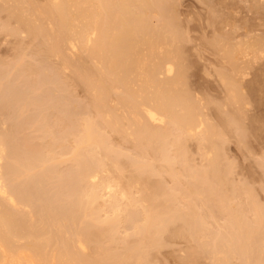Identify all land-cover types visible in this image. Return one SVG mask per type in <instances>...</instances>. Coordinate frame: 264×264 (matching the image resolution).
Returning a JSON list of instances; mask_svg holds the SVG:
<instances>
[{"label":"bare ground","instance_id":"bare-ground-1","mask_svg":"<svg viewBox=\"0 0 264 264\" xmlns=\"http://www.w3.org/2000/svg\"><path fill=\"white\" fill-rule=\"evenodd\" d=\"M250 1H252L253 4H251L254 6L252 7V12L251 8L248 12L252 13L253 19L257 15V20L260 18L264 20V7H261L264 6V0ZM2 2L4 1L1 0L0 2V12L2 13L3 10V13H7L8 21L10 19L15 21V23L11 21L13 24L10 21L7 25L4 24L5 27L9 26L6 27L7 29L5 28L7 31L11 27L12 29L15 28V30L13 29L14 31L10 29V32L4 31V33L7 35L12 33L13 36L17 35L18 37L19 33H25L26 36L30 35L29 37L37 39L39 46L37 47L38 49L34 47L36 49L35 52H38L37 54L43 57L42 61L49 59V61L51 60V65H54V67L44 65L47 68L53 67V70H51L54 74H50L53 76L52 80H54V77L55 79L56 77L62 80L67 79L65 77L62 78L64 76L63 73L67 69L70 70L71 72H67L68 75L69 72L71 73L69 75V79L71 78L70 80L72 81L70 84L72 85L73 83L75 84L74 86L81 87L87 97L84 101L88 100L86 105L81 102L82 106L86 107L81 109L80 106L79 110L77 108L74 111L76 113L67 109L70 106L63 105L64 103L66 105L67 102L63 101V103L61 101L63 103L62 106L64 108L67 107L65 109L68 110L64 114H69V116L65 120L66 116L61 114L59 116L60 111L58 112L57 110L58 113L53 111L55 117H51L56 120V114H58L57 119L60 122L58 123L64 127L58 126V128H63L64 131H60L66 132L59 136V129L55 128V126L52 127L58 130L54 129L58 137L55 134H53L54 136L52 135L54 131L51 132V130L53 129L50 124L45 123L43 120L50 117V115L47 116V114V117L42 119L44 113L43 115L41 113L44 110L41 111L40 109L43 108L36 107L39 110L35 111L34 103L38 104V101L35 102L34 98L37 95L34 96L35 94L30 90L32 86L28 88L34 97H31L34 101H30V105H32L30 107L34 110L31 108L32 115L26 114V110L30 108L28 104L27 109L25 108L26 103L29 101L26 98V92L28 90L27 86L31 82L29 76L25 77L27 69L24 70V77L30 79V82L25 87L26 91L24 87H20L22 92H18V87L15 90L17 93H13L12 98L10 95L7 98L5 97V99H8V97L12 99V106L6 103L9 99L5 101L4 97L0 95L3 100L0 99L1 117H4V112L10 111L11 107H14L15 110V112L13 111L14 113L12 112L13 114L9 113L12 116L15 115L13 117L14 122L8 125L10 134L8 133L9 131L6 132L9 128L5 129L6 131L4 130V128H7L5 124L3 125L5 126L4 128L0 126L2 128L0 133H4L0 134V264H150V262L154 264L151 261L153 259L150 258H154V254H157L156 250L161 249L167 243V241H161L165 240V236H167L166 238L176 236L173 238L185 239L189 244L188 249L184 248L186 249V255H180V260L178 257V263L181 261L180 264H193L199 259H208L210 264H232V261H238L237 263L240 264H264V208L259 207L258 204L252 201L251 198L254 196H249L250 191L248 193L246 191L247 188L245 189L246 193L244 191L242 193H248L247 197L251 199H249V203L242 202L240 204V202H237L239 203L238 206L235 203V206H232L230 197L237 189H234V185H228L231 168L225 165L226 167L222 169L220 168L222 167L219 164L220 162H218V160L222 159L220 155H223V153H220L223 145H221L223 142L221 137H224L225 132H229L228 130L235 125L236 116L234 117V114L228 113L229 109H226L227 114L225 112L226 115H223L222 111H225V106H220L222 107L221 109L225 107L222 111L217 110V112L215 110L216 112L214 113H218V115L220 112L222 113L219 121H221L223 127H221L222 130H219V127L217 129L219 130L218 132L215 131V127L218 128V125L205 124L200 113H197L200 112L197 109L202 105L199 104L200 106H198L196 104L198 106L196 107L193 104L196 99L192 100V97L190 98L189 96V87L187 89V86L184 87L186 71L183 72L184 69L182 71V65L185 61L183 62L180 58L182 55H179L182 51L179 52L177 50L181 46L177 39H182L184 36L183 32H181L183 37H179L180 31H178L179 36L176 34L177 37L174 33L177 31L175 27L178 26L175 25L177 24L176 21L174 22L177 18L175 17L176 12L173 6L175 3L168 4V0H13V3L10 4L11 0H9L7 2H10L8 4L10 7L7 5L6 7L5 4L7 3L4 2L2 4ZM151 17L156 18V24H151ZM10 24L16 27H10ZM172 25L175 26L173 27ZM256 25L253 27H256ZM0 26L1 29L2 25ZM253 27L251 30L253 29L254 31ZM256 28L258 29L259 26ZM245 30L247 31V29ZM242 31L244 32V30ZM248 33L250 32L247 31ZM32 41L34 42V40ZM37 42L36 44H38ZM174 42L176 47L179 44V48L177 47L176 49L175 46H172ZM227 42L228 40L226 43L225 41L224 43L220 41L214 42V46L220 56L221 65L223 67H228L229 65L235 67L237 57L235 58L234 54L239 52L238 50L244 52L245 49L242 50V48L246 44H243L242 48L235 46L237 50L234 48L228 50ZM248 45L256 49L259 42L255 40L247 44L246 47L250 50ZM247 49L245 54L249 52ZM257 49H259V46ZM19 50L21 51L22 49ZM71 51L84 53L86 62L81 60V58L84 59V55L81 57L82 54H79L80 56L78 57L77 53L76 56ZM263 51L260 50L261 56L259 53L257 55L264 61ZM30 53L32 54V52ZM36 53L34 56H36ZM19 54H17V58ZM182 54L184 53L182 52ZM253 54L246 56H253ZM254 55L256 56V54ZM37 56L38 58L40 57L39 55ZM74 56L79 60L77 61L76 59L75 61ZM51 57L52 59H50ZM256 57H252L253 61L254 59H259ZM56 58L59 61L57 66L55 65L58 63L57 61L52 64V60H57ZM24 60L21 59L20 64H18L19 61L13 63L16 68L14 70L11 69L12 67L9 68L8 71L11 70L8 74L9 76H7L6 72L5 74L3 72L0 73V75H5L6 77L4 81V77L3 79L2 76L0 78L2 79L0 84L6 83L5 85L1 84L3 87L6 85L8 87L12 83L16 84V81L18 86V80H20L19 82L23 81L22 76L18 74L21 79L16 77L15 83L12 80L14 79L13 73L17 68L24 67L25 63L23 64V62H26ZM39 62L41 61L39 60ZM27 63V66L30 67L29 62ZM45 63L43 62L42 64ZM253 63L255 65V61L251 64ZM37 64L39 63H36V66ZM36 66H33V69ZM225 68L222 71L224 73H226L224 71ZM43 70L42 72L44 73L48 69L43 68ZM12 71L14 72L11 75L13 78L11 80L10 74ZM36 71H38L37 68L32 70L30 74H34V77L37 78ZM17 72H19V69ZM48 72L46 73L49 74ZM173 72L174 74L171 75ZM219 75L217 74L219 77L217 80L221 79L220 81L223 82L220 83L218 80L220 85L226 84L229 86V88L227 87L229 96L227 95L226 98L229 97L231 103L237 105L239 100L237 97L240 96L236 94L235 78H232V76L229 78L223 74L222 77L221 74ZM14 76L16 75L14 74ZM38 76V86H43L44 88L46 83L40 86V81L41 83L43 81L40 80V75ZM49 77L47 78L50 79ZM48 79L47 81L50 82ZM60 82L61 86L57 90H60V87L65 88V90L72 89V86L68 84L69 82H66L70 86L69 88L65 84L62 85L65 81L60 80ZM16 85L15 88L17 87ZM47 86L49 87V85ZM3 87L1 90L2 96H4L3 90L5 89ZM62 88L61 92L63 91ZM9 89L10 87L7 88V90ZM71 89L70 92L67 90V96H69L71 91H74ZM50 91L54 93L53 89ZM33 92L35 93V90ZM47 92L49 91L45 92L47 95L49 93L53 94L52 92ZM58 92L60 93V91ZM45 93L43 96L47 99L48 96ZM27 95H29L28 92ZM53 96L54 94L52 98L48 97L49 102L55 98ZM71 97L70 94L69 98L71 99ZM58 98L60 99V97ZM42 99L41 101L39 100V103L42 102ZM68 100L67 98L66 101ZM46 101L48 102V100ZM53 101L51 104L55 103ZM61 102L56 104L57 106L59 105V110L62 108ZM48 104H43L42 107L50 108L52 105L48 106ZM71 105L72 107L74 106L73 104ZM77 105L79 106L80 104L78 103ZM229 106L232 107V104ZM48 111L52 112L51 109ZM240 111L238 114H240ZM36 112L41 113L35 115ZM23 114L28 116L23 117ZM21 116L24 120L31 116V119L29 118L30 121L28 120L29 123L35 120L40 127L38 128L35 125L37 123L32 121V124L30 123L31 126L29 125L31 129H23L28 123L24 124ZM33 116L34 118L32 119ZM6 117L9 123L11 118L9 119L7 115ZM215 117L218 118L219 116L215 115ZM48 119L51 122L52 119ZM3 120L5 122L6 118ZM219 121H217V124ZM4 122L2 121L0 124ZM51 126L53 125L51 124ZM236 128L238 129V127ZM23 130L25 132L34 130L32 131L33 133L36 130L38 137H36V133L33 135H36L35 138H39V141H36L31 136L35 140V144H33L34 140H32V144H28V141L24 143L25 140H23L24 136L22 135L25 134H23ZM220 131H222L221 133L224 132V136H221ZM39 134L41 135L39 136ZM29 135H32V133L28 134V139L30 138ZM111 135L118 137L120 141L117 143L122 141L123 144L124 142L131 143V148L135 151V158L133 156L131 160L129 157V160H131L129 163L124 161L122 165L123 162L117 161L118 159L121 160L125 155L120 156L122 152H119L118 148L113 147L112 143L116 144V139H112L114 142H111ZM239 135L243 136L242 134ZM21 137L23 141L21 142L24 143L25 147L21 144L22 148H19L20 145H17V141H20ZM215 137L217 140H214ZM13 139L17 140H14L13 143ZM189 139L195 140L194 143L198 144L197 148L204 158L202 159V156H199L203 162L205 161V164L202 163V165L204 164L202 167L201 164L199 165L200 168L198 166L194 168L192 166L193 163L189 162L188 156L186 157L187 152H185L184 149L186 148L184 146L186 147ZM219 139H221V143L217 145L216 143H218ZM190 140L189 142H191ZM15 141L17 144H15ZM40 141L41 143H39ZM36 142L38 143L36 144ZM29 147H31V150ZM117 147L119 146L117 145ZM120 147L122 149V145ZM190 156L192 158L191 154ZM116 157L118 158L115 160ZM63 162L68 163L63 164ZM125 162L128 163L129 167L125 168ZM61 164H63V168L64 165L68 164V172L65 169L67 176L66 174H64L65 176L60 175V171L64 172V169L57 165ZM46 166L47 170H45ZM58 167L62 168L59 173L56 171ZM127 168L130 171L127 170L125 172ZM123 173L126 176L127 174L129 175L124 177ZM164 175L165 177L170 176L168 179L171 178L170 181L174 184L172 189L164 187L165 184H162L161 179ZM153 176L157 177L158 180L154 178L156 181H152L151 177L153 178ZM110 177L113 178L114 182L111 181L112 178ZM109 179L111 185L109 184ZM114 183V187L117 190L112 187ZM56 187L58 190H56ZM134 187L137 188V191L135 190L138 194L137 198H132L134 193L132 189ZM45 188L50 190L46 191ZM53 189L56 191H53ZM100 190L105 191L104 194L109 197L120 198V200L125 199L126 204H122V201L118 205L119 199L116 201L114 199L113 201L115 202L112 201L113 203L111 202L107 205L111 215L107 214L108 216L100 217L101 207L106 205L104 204L103 193ZM26 195H33V199L32 197L29 199ZM101 198H103V203L98 201V199L102 200ZM34 199L38 203L37 211L35 210L37 206L35 204L37 203L31 201H34ZM31 202L32 204H30ZM121 206L123 207L121 208ZM28 208H32V210L34 208L36 215L32 214V210L29 211ZM215 214L224 217V223L214 231L210 228V225H215L211 223ZM120 220L123 221L121 224L122 228L124 222L130 226L131 233L125 239L122 237L119 239L116 235L118 234L117 228L121 223ZM209 220H211V224H209ZM213 222L215 221L213 220ZM119 241L124 242L120 243ZM118 242L121 245L122 243L124 244V247H121V251L113 248L114 244H119ZM151 252H154L153 255Z\"/></svg>","mask_w":264,"mask_h":264},{"label":"rangeland","instance_id":"rangeland-1","mask_svg":"<svg viewBox=\"0 0 264 264\" xmlns=\"http://www.w3.org/2000/svg\"><path fill=\"white\" fill-rule=\"evenodd\" d=\"M5 3H7V4H5V6L7 5L8 7H10V5H8L9 3L7 2V1H9V0H3ZM13 0H11V3L10 4H12L13 2H12ZM0 2H1V0H0ZM4 2H2V4L4 3ZM174 4L173 6H174V11L176 12H174L175 13V17H177L175 20H174V22L176 21V23L177 24H175V25H178V26H176L175 28H176V32H174L175 33V36H176V34H177V36H179V37H185V39H184V37L181 39H177V40H179V44L181 45L180 46V48L178 47V45H177V47L180 49H177V47L175 46V42L173 43L174 45H172V46H175V48L179 51V52H183L184 54H182V52H181V54H179L181 57V59L183 60V62H184V66L182 65V71H183V69H184V71L183 72H185V75H184V78H185V81H184V83H185V85H184V87L185 86H187L186 87V89L188 88V91H186V92H188L189 93V96H190V98L192 99V100H195V103H193L194 105H196V104H198V106H200V105H202V106H200V108L199 109H197V110H199L200 112H197V113H200V115H201V117H202V120H203V122L205 123V124H207V123H209V125H218V128L217 127H215L216 129H215V131H218L219 132V130H222L221 129V127H223L222 125H221V121H219L220 120V115L222 114L221 112L219 113V115H218V113L216 114V113H214V112H216L217 110H220V111H222L225 107V111L223 110L222 112H223V115H226L227 114V112L228 113H231V114H234L233 116L235 117L236 116V123L237 122H239L238 124H236V123H234L235 125H233V127L231 128V129H229L228 131L229 132H225V136H224V132L223 133H221L222 131H220V134H221V136H224V137H221V139L223 138V142L221 143V139H219L218 140V143H216L217 145L218 144H220L221 143V145H222V148H221V146H220V148H221V154L223 153V155L221 156L220 154V157L222 158L221 160H218V162H220L219 164L222 166V167H220V168H222V169H224L226 166H230V168H231V170H230V168H228V170H230L229 171V180H230V182L228 183V185H234V189L236 188L237 189V191L236 192H234L233 193V195H232V197H230V199L232 200V201H230V203H231V205L232 206H235V204H237L236 206H238L239 205V203H237V202H240V204H242V202L243 203H249L248 201H249V199H250V197H247L248 195V191H250V194H249V196H254L253 198H254V200H253V198H251L252 199V201L254 202V203H256V204H258V206L259 207H263L264 208V165H262V164H264V61H263V59L261 60L260 59V57H258V53L260 54V56H261V52H260V50L261 51H263L264 50V42H263V39H264V20H262L261 18H260V16H259V18L261 19V21H260V19H258L257 20V18L256 17H258L257 15H256V17H254L255 19H253V17H252V10H253V6L254 5H252L253 3H252V1H250V0H208V2H207V0H170V2H169V0H168V4ZM210 3V4H209ZM243 3V4H242ZM252 3V4H251ZM0 6H1V4H0ZM6 6V7H7ZM12 6V5H11ZM238 7V8H237ZM241 7H243V8H241ZM261 7H264V6H261ZM251 8V9H250ZM251 10V12H248V11H250ZM2 10V9H1ZM237 10V11H236ZM4 11L2 10V13L0 12V25H2V28L0 29V30H3V31H1L0 33V73H2L3 72V74H5V72L7 73V76H9L8 74H9V72L11 71H8L9 70V68L10 67H12L11 69H15L16 67H14V62L15 61H19L18 62V64H20V61H21V59L22 60H26V62H23V64L25 63V65L27 66L28 65V63L27 62H29V66L31 67V69H30V67H26L25 65H24V67H22V68H17V70L14 72V71H12L11 72V74H10V79L12 78V73H13V77H14V79L12 80L14 83H15V79H17L16 77H18V75H20V76H22L21 78H22V82H19L20 80H18V86L16 85L17 84V81H16V84H13L12 83V85H9V83H8V87H6V86H4L3 87V85H5V84H3V83H1V84H3V85H1V89H0V95H1V97H4L3 99H5V97L7 98V96H9L10 95V97L12 98V94L13 93H17V92H15V90H17V88H18V92H22V88L24 87V89H25V91H26V86H27V84L30 82V79H31V82L28 84V86H27V89L29 90V88L31 87L32 89H33V91L35 90V93L32 91V89H30L31 90V92L33 93V94H35L34 96H38V99H37V96H36V98H34L33 97V95H31L32 93L30 92V90L28 91L27 90V92H28V94L29 95H27V92H26V98L27 99H29V103L27 102L26 103V109H27V106L28 107H30V106H32V105H30V101H34V100H32V98L31 97H33L36 101L35 102H37L38 101V104L37 103H34L35 104V107L34 108H38V107H41V108H43V109H40L41 111L42 110H44V111H42V113L41 112H36L35 113V115L38 113V114H40L41 113V115H43V113H44V116L42 117V119L43 118H46L47 116H49L50 115V117H48V118H50V120H51V122L49 121V119L48 118H46V119H43L44 120V122L45 123H47V124H50V127L52 128V127H54L55 126V128H57V129H59V132H60V134H59V132H58V134H59V136H61V134H64V133H66V132H63L64 131V127L63 126H61V125H59V119H57L58 118V114H56L57 116H56V120H53V118L55 117V113L53 112V111H56L57 112V110H58V112H59V116H60V114L62 115V116H66V119L65 120H67V117L69 116V114H67V115H65L64 113H66L68 110H70L71 112H74L77 108H78V110H79V108H80V106H81V109H83V107H86V106H82V104H85L86 105V101L88 100V99H86L85 101H84V99L85 98H87L86 96H85V94H84V92H83V89L81 88V87H77V85L76 86H74L75 84H73L72 83V85L70 84V82H72L70 79H69V75H71V71L70 70H66V72H65V70H64V72L66 73V75H65V73H63L64 74V76L63 75H61V76H63L62 78H67V79H64V80H62L61 78H59V79H57V77H56V79H55V77H54V80H52L53 79V76H51L52 74H54L53 72H52V68L54 67V65H51V60L49 61V59H45L46 61H42L43 60V57L42 56H40V54H37L36 52H35V48H37L38 46H39V41L37 42V39H34L33 37H29V36H26L25 35V33H16V34H18L19 35V37L17 36H13V34L12 33H8V35L6 34V33H4V31H7L6 29V27H9V26H6L5 27V25H7V23L10 21H14V20H12V19H10L9 21H8V15H7V13H6V15H5V13H3ZM213 13V14H212ZM249 13H251V14H249ZM177 14V15H176ZM212 15V16H211ZM230 15V16H229ZM233 15V16H232ZM250 15V16H249ZM253 16H254V14H253ZM212 17V18H211ZM7 20H6V19ZM152 19H150V22H151V24L153 23V24H156L157 22V20H156V18H153V17H151ZM236 18V19H235ZM5 20V21H4ZM7 21V22H6ZM9 22V23H10ZM180 22V23H179ZM14 23H15V21H14ZM247 23V24H246ZM5 24V25H4ZM11 24H13L12 22H11ZM10 24V27L11 26H13V25H11ZM256 24H259V25H256ZM262 26H261V25ZM3 25H4V27H3ZM16 25V24H15ZM175 25H172L173 27L175 26ZM179 25H180V28H179ZM256 25V27H258L259 26V28L257 29L256 27H253V26H255ZM185 26V27H184ZM248 26H250V27H248ZM254 28V31H253V29L251 30V28L252 27ZM261 26V27H260ZM1 27V26H0ZM13 27H16V26H13ZM178 27V28H177ZM230 27V28H229ZM262 27H263V29H262ZM5 30H4V29ZM174 28V29H175ZM182 28V29H181ZM11 30H15V28H13L12 29V27L10 28ZM10 29H8V31L7 32H10ZM17 29V28H16ZM173 29V30H174ZM181 29V30H180ZM245 29H247V31L248 32H250V33H248L247 34V31L245 30ZM13 30V31H14ZM241 30V31H240ZM242 30H244V32L242 31ZM175 31V30H174ZM178 31H180L179 32V35H178ZM181 32H183L182 34H183V36H182V34H181ZM233 32V33H232ZM246 32V33H245ZM3 33V34H2ZM235 33V34H234ZM253 33V34H252ZM21 34V35H20ZM23 34V35H22ZM27 34V33H26ZM10 38H9V37ZM12 36V37H11ZM176 36V37H177ZM240 36V37H239ZM8 37V38H7ZM178 37V38H179ZM218 39H217V38ZM228 37V38H227ZM231 37V38H230ZM233 37V38H232ZM253 37V38H252ZM258 37V38H257ZM15 38V39H14ZM17 38V39H16ZM30 38H32L31 40H30ZM213 38H215V39H213ZM219 38H221L220 40H219ZM254 38H256V39H254ZM254 39V40H253ZM30 40V41H29ZM32 40H34V42H35V44H34V42L32 41ZM36 40V41H35ZM183 42H182V41ZM222 40V41H221ZM225 41V43H226V41L228 40V50H232L233 48L234 49H236L235 48V46H237V48H239V47H243L242 48V50L243 49H247V47H246V45L247 44H250L251 42H253V41H255V40H257L258 42H259V49H257L258 48V46H257V48L255 49V47L254 48H252L250 45H248V48H250V50H259V51H250L249 49H247V51H249V52H247L248 54H256V56L253 54V58H259V59H254V61H255V65H254V63L253 64H251L252 62H254L253 61V58L249 55V56H246V55H248L247 53L245 54V50H244V52H241V50H238L239 52H237V53H239V54H234V56H235V58L237 59V61H236V65H235V67H232L231 65H229L228 67L227 66H224V67H226L227 69H228V71H226L227 69L225 68V72L226 73H224V72H222L223 71V69H224V67L221 65L222 63H221V60H220V56L218 55V53L216 52V48H215V43L214 42H222V43H224V41ZM239 41H241V42H239ZM32 42V43H31ZM36 42L38 43V44H36ZM178 42V41H177ZM209 42V44H207ZM247 42V43H246ZM19 43H20V45H19ZM22 43V44H21ZM197 43V44H196ZM230 43V44H229ZM183 44V45H182ZM213 44V45H212ZM239 44H240V46H239ZM243 44H246V45H243ZM28 45H30V46H28ZM233 45V46H232ZM243 45V46H242ZM261 45V46H260ZM20 46V47H19ZM32 46V47H31ZM194 46V47H193ZM232 46V47H231ZM25 47H26V49H25ZM30 47V48H29ZM35 47V48H34ZM246 47V48H245ZM263 47V48H262ZM22 49L21 51L19 50V49ZM174 48V47H173ZM174 48V49H175ZM212 48V49H211ZM30 49V50H29ZM34 49V50H33ZM38 49V48H37ZM172 49V48H171ZM263 49V50H262ZM237 50V49H236ZM18 51V52H17ZM22 52V53H21ZM30 52H32V54L30 53ZM72 52V51H71ZM195 52V53H194ZM250 52H253V53H250ZM257 52V53H256ZM21 55H20V54ZM32 55H30V54ZM35 53H36V56H34L35 55ZM70 53V52H69ZM74 55L77 53L78 54V57L80 56L79 54H82L81 52H72ZM178 53V52H177ZM243 53V54H242ZM263 53H264V51H263ZM17 54H19L18 55V58H17ZM73 54H72V56H73ZM77 54H76V56H77ZM23 55V56H22ZM28 55H29V57H28ZM37 55H39L40 57L38 58V56ZM70 55V54H69ZM83 55H84V57H83ZM264 55V54H263ZM22 56V58L20 59V60H18L19 59V57H21ZM34 56V57H33ZM71 56V57H72ZM85 54L83 53L82 55H81V57H83L84 59H82L81 58V60H86V58H85ZM245 56H246V58H245ZM75 57V56H74ZM183 57V58H182ZM244 57V58H243ZM36 60H35V59ZM54 58V57H53ZM252 58V59H251ZM50 59H52V57L50 58ZM57 59V58H56ZM75 59V61H76V59H77V61L79 60L77 57H75L74 58ZM73 59V60H74ZM250 61H249V60ZM24 60V61H25ZM32 61V62H30V61ZM39 60L41 61V62H39ZM47 60H48V62H47ZM53 60H55V59H53ZM52 60V64L55 62L56 63V61L58 62V63H54L56 66L57 65H59V61H58V59L57 60H55V61H53ZM258 60V61H257ZM259 60H260V62H259ZM247 61H249V62H247ZM43 62H46V63H48V64H42ZM86 62V61H85ZM88 62V61H87ZM220 62V63H219ZM251 62V63H250ZM36 63H39V64H37V66H36ZM249 65H248V64ZM257 63V64H256ZM32 64V65H31ZM250 64H251V66H253V67H251L250 66ZM259 64V65H258ZM13 65V66H12ZM17 65V64H16ZM42 65V66H41ZM44 65H48V66H53L52 68H47V67H45ZM248 65V66H247ZM33 66L35 67L36 66V68H37V70L38 71H36V73H37V78L36 77H34V74L32 75V74H30V72L32 73V70H36V68L35 69H33ZM14 67V68H13ZM26 67V68H25ZM40 67V68H39ZM41 67H43L44 69H48L46 72H48L49 71V69H50V71L48 72L49 74H47L46 72H44V73H46L47 74V76H46V74H44L42 71H44L43 70V68H41ZM223 67V68H222ZM232 67V68H231ZM23 68H25V69H23ZM29 68V69H28ZM18 69H19V72H17L18 71ZM20 69H21V71H20ZM27 69V70H26ZM52 69V70H51ZM187 69V70H186ZM24 70H26L27 72H25ZM30 70V71H29ZM40 70H41V73H40ZM220 70V71H219ZM8 71V72H7ZM68 71H70L69 72V75L67 74V72ZM218 71V72H217ZM230 71V72H229ZM243 71V72H242ZM24 72L25 73H29L28 75L27 74H25V77H30V79H28V78H25L24 77ZM216 72V73H215ZM222 72V73H221ZM234 72V73H233ZM237 72V73H236ZM248 72V73H247ZM262 72V73H261ZM19 73H21V74H19ZM43 73V74H42ZM230 73V74H229ZM240 73V74H239ZM242 73H243V75H242ZM14 74L16 75V76H14ZM18 74V75H17ZM42 74V75H41ZM51 74V75H50ZM174 74V72L171 74V75H173ZM184 74V73H183ZM217 74L219 75V74H221V77H222V74L224 75V76H226V77H229L230 78V76H232V78L234 77L235 78V80H236V94H237V96H240V97H237L239 100H238V102H237V105L234 103H231V101H230V99H229V97L228 98H226V96L228 95V93H227V89L229 88V86L228 85H226V84H222V85H220V83H223L222 81H220L219 79V81H220V83H219V81L217 80V78H219L218 76H217ZM250 74V75H249ZM38 75H40V80H42L43 82L41 83V81H40V86L42 85V84H44L45 85V83H46V85H45V87L43 88V86L42 87H39L38 85V78H39V76ZM234 75V76H233ZM241 75V76H240ZM245 75V76H244ZM1 76L2 75H0V78H1ZM44 76V77H43ZM50 76V77H49ZM55 76V75H54ZM161 76H163V75H161ZM220 76V75H219ZM3 77H4V79H3ZM46 78L45 80L44 79H42V78ZM47 77H49L50 79H48ZM220 77V78H221ZM6 77H5V75L4 76H2V79H3V81L4 80H6L5 79ZM19 78V77H18ZM21 78H19V79H21ZM25 80H24V79ZM2 79H0V81L2 80ZM36 79V80H35ZM47 79L50 81V82H48L47 81ZM68 79H69V81H68ZM9 80V79H8ZM28 80V81H27ZM32 80H33V82H32ZM58 82H57V81ZM60 80L61 81H65V83L63 82L62 83V85H66V87L67 88H69L70 86H72V89L74 90V91H71V99H74V100H76V101H74V100H71L70 98H69V96H70V94H69V96H67L68 94V92H70V89L71 88H69V90H68V92H67V90H65V88L63 89L62 87H60V90H57V89H59V86H61V82H60ZM69 82H67V81ZM26 81V82H25ZM37 81V82H36ZM44 81H46V82H44ZM53 81H55L54 82V84H53ZM9 82V81H8ZM66 82L70 85H67L66 84ZM188 82V83H187ZM10 83H11V81H10ZM22 83H24L23 85H21ZM48 83H52L51 85L50 84H48ZM56 83V84H55ZM37 84V85H36ZM14 85V86H13ZM15 85L17 86L16 88H15ZM21 85V86H20ZM33 85H35V86H33ZM47 85H49V87L47 86ZM55 85V86H54ZM13 86V87H12ZM37 86V87H36ZM47 86V87H46ZM51 86V87H50ZM53 86V87H52ZM223 86L225 87L224 89H223ZM242 86V87H241ZM2 87L3 88H5L4 90H3V92H4V96H2V92H1V90H2ZM10 87V89L11 88H15V89H9V90H7V88H9ZM20 87H22L21 89H20ZM29 87V88H28ZM34 87H36V88H34ZM55 87H57V88H55ZM63 87H65V86H63ZM228 87V88H227ZM40 90H38V89ZM41 88H42V90H41ZM46 88V89H45ZM49 88V89H48ZM61 88H62V90L64 91H62L61 92ZM24 89H23V92H24ZM43 89H45V90H43ZM51 89H53L54 90V93L52 92V91H50ZM71 89V90H72ZM185 89V88H184ZM242 89V90H241ZM9 92V94H8V92ZM49 91V92H52L53 94H54V96H55V98H54V96H53V100L55 101L56 99V101H55V103H54V101H53V103L56 105L57 104V102L59 103V102H63V101H65V102H67L66 103V105H65V103L63 104L62 102L60 103V105L62 106V104L64 105V106H70L69 108H67V107H65V108H67V109H65L63 106H62V108H60V110L58 109L59 107V105L57 106H55L54 104H51V102H49V99H48V97L49 98H52V95L53 94H51V93H49V92H47V93H49L48 95L45 93L46 91ZM56 90V91H55ZM77 90V91H76ZM226 92H225V91ZM240 90H241V92H240ZM7 93H6V92ZM13 91V92H12ZM58 91H60V93L58 92ZM224 91V92H223ZM10 92H12V93H10ZM36 92H37V94H36ZM67 92V93H66ZM76 92V93H75ZM243 92V93H242ZM25 93V92H24ZM40 93V94H39ZM44 93H45V95H47L48 97H47V99H45L46 97H44L43 95H44ZM76 95H75V94ZM187 93V94H188ZM6 94V95H5ZM8 94V95H7ZM39 94V95H38ZM56 94V95H55ZM65 94V95H64ZM67 94V95H66ZM84 94V95H83ZM245 94V95H244ZM14 95V94H13ZM51 95V96H50ZM63 95V97H65V98H63V97H61ZM74 96V97H73ZM85 96V97H84ZM229 96V95H228ZM1 97H0V99H1ZM10 97H8V99H9V101H7L8 99H5V101H7L6 103L8 104V105H13L12 104V99H10ZM29 97V98H28ZM58 97H60V99L58 98ZM31 98V99H30ZM43 98V99H45V100H43L42 99V102H40L39 103V100L41 101V99ZM69 99V100H71V101H69V104H68V101H66V99ZM61 99H63V100H61ZM201 99V100H200ZM224 99H227V100H225L224 101ZM228 99H229V101H230V103H229V101H228ZM241 99V100H240ZM2 100V99H1ZM46 100H48V102L46 101ZM191 100V101H192ZM243 100V101H242ZM247 100V101H246ZM3 101V100H2ZM10 101H11V103H10ZM45 101H46V103L48 104V103H50V104H48V106L49 105H54V107H42L43 106V104H46L45 103ZM203 101V102H202ZM207 101V102H206ZM76 102H77V104L79 103L80 105L78 106L77 104H76ZM81 102H83L82 104H81ZM222 102V103H221ZM227 102V103H226ZM239 102H241V103H239ZM242 102H243V104H242ZM31 103H33V102H31ZM203 103V104H202ZM210 103V104H209ZM215 103V104H214ZM217 103V104H216ZM220 103V104H219ZM224 103H225V105H224ZM246 103V104H245ZM28 104V105H27ZM37 104V105H36ZM71 104H73L74 106V108L72 107V105ZM200 104V105H199ZM230 104H232V107L231 106H229ZM240 104V105H239ZM41 105V106H40ZM77 105V106H76ZM227 105H228V107H227ZM246 105V106H245ZM260 105V106H259ZM197 105H196V107H198ZM205 106V107H204ZM216 106V107H215ZM220 106H225V107H223V109H221L222 107H220ZM10 107V106H9ZM76 107V108H75ZM201 107H202V109H201ZM217 107H219V108H217ZM24 108V109H25ZM31 108L32 107H30V108H28L27 110H26V112H23V113H26V114H28V115H32L31 113H32V110H31ZM35 109V111L36 110H39V109ZM49 108V109H48ZM53 108V109H52ZM55 108H57V109H55ZM217 108V109H216ZM240 108V109H239ZM242 108H243V110H242ZM11 110L10 111H5L4 112V114H3V116L4 117H1V115H0V122H4V118H6V121H7V117H6V115L8 116V118L10 119L9 120V123H8V121H7V123H6V121L4 122V123H1L0 124V126L2 127L4 124L6 125V127L7 128H4L5 126H3V128H4V130L6 129H8L9 127H8V125H11L13 122H14V120H13V117H15V115H11V114H13L14 112H15V110H14V107H11L10 108ZM33 109V108H32ZM52 110V112L51 111H48V110ZM65 109V110H64ZM74 109V110H73ZM85 109V108H84ZM208 109V110H207ZM214 109V110H213ZM226 109H229L227 112H226ZM251 109V110H250ZM8 110H9V108H8ZM34 110V109H33ZM47 110V111H46ZM73 110V111H72ZM202 110V111H201ZM207 110V111H206ZM213 110V111H212ZM216 110V111H215ZM231 110V111H230ZM239 110H241L240 111V114H238L239 113ZM248 110V111H247ZM14 111V112H13ZM23 111H25V110H23ZM237 111V112H236ZM13 112V113H12ZM48 112V113H47ZM57 112V113H58ZM218 112V111H217ZM225 112H226V114H225ZM242 112V113H241ZM252 112V113H251ZM7 113V114H6ZM9 113H11V114H9ZM50 113V114H49ZM63 113V114H62ZM74 113H76V112H74ZM9 114V115H8ZM25 114V116H24V114H23V117H26V116H28V115H26ZM48 114V115H47ZM204 114V115H203ZM243 114V116H241ZM34 115V114H33ZM41 115H40V117H41ZM47 115V116H46ZM54 115V116H53ZM215 115H217V116H219L218 118H216L215 117ZM229 116H230V114H228ZM240 115V116H239ZM9 116H12V117H9ZM53 118H52V117ZM245 116V117H244ZM256 116V117H255ZM22 116H21V118H22V121H23V123L25 124V123H28V125H26V127H25V125H24V127L25 128H23V129H25V130H29V129H31V128H29L30 126H31V124H32V121L29 123V121H30V119H31V116L30 117H27V118H25V120L27 121H25L24 120V118H23ZM200 117V116H199ZM205 117V118H204ZM215 117V118H214ZM242 117V118H241ZM20 118V119H21ZM30 118V119H29ZM34 118V116L32 117V119ZM209 118V119H208ZM238 118V119H237ZM251 118V119H250ZM1 119H2V121H1ZM15 119V118H14ZM207 120V121H205V120ZM216 119V120H215ZM29 120V121H28ZM47 120V121H46ZM58 120V121H57ZM62 120V119H61ZM215 120V121H214ZM238 120V121H237ZM241 120H242V122H241ZM11 121V122H10ZM53 121V122H52ZM56 121V123L54 124V122ZM62 121H64V120H62ZM217 121H219V123L217 124ZM35 122V120L33 121V123ZM50 122V123H49ZM59 122V123H58ZM11 123V124H10ZM35 123H37V124H35L36 126H38V128L40 127V125L38 124V122H35ZM58 123V124H57ZM46 124V125H47ZM51 124L53 125V126H51ZM30 125V126H29ZM34 125V126H35ZM57 125V126H56ZM221 125V126H220ZM242 125V126H241ZM48 126V125H47ZM58 126H61V127H63L62 129L61 128H58ZM0 127V128H1ZM33 127V126H32ZM49 127V126H48ZM219 127H220V129H219ZM236 127H238V129L236 128ZM34 128V127H33ZM32 128V129H33ZM55 128H52L53 130H51V132L52 131H54L53 133H52V135L53 134H55L56 133V131H58L57 129H55ZM236 128V129H235ZM34 129H36V130H38L36 127L34 128ZM56 131H55V130ZM217 129H219V130H217ZM233 129H235V130H233ZM244 130V131H242V130ZM0 130H2V128L0 129ZM5 130V131H6ZM36 130H35V133H36ZM60 130H63V131H60ZM231 130V131H230ZM239 130V131H238ZM5 131H3V132H5ZM9 131V132H8ZM32 131H34V130H32ZM31 130L30 131H28V132H25L24 130H23V134H25V135H22V136H24V138H23V140H25V142L24 143H27V141H28V144H32L33 143V141L32 140H34L33 138H35V136L37 135V133H36V135H33V134H35V133H33ZM38 131H40V130H38ZM233 131V132H232ZM6 132H8L9 134H10V128L6 131ZM5 132V133H6ZM30 132V133H29ZM233 133V134H231V133ZM239 132V133H238ZM7 133V134H8ZM27 133V134H26ZM32 133V135H29V139H28V134H31ZM226 133H227V135H226ZM229 133V134H228ZM235 133V134H234ZM0 134H4V133H0ZM223 134V135H222ZM239 134H242L243 136H241V135H239ZM245 134V135H244ZM41 134H39V136H40ZM31 136H33V138L31 137ZM54 136V135H53ZM55 136H58V135H56L55 134ZM58 136V137H59ZM220 136V135H219ZM26 137H27V140H26ZM36 137H38V135L36 136ZM43 137H44V135H43ZM43 137H42V139H43ZM235 137V138H234ZM237 137V138H236ZM19 138V137H18ZM17 138V139H18ZM32 138V139H31ZM110 138H111V142H114V140H115V142H116V144L115 143H112V145H114L113 147H115L116 149L118 148V150H119V152H122V153H124V154H122L121 153V155L120 156H123V155H125V156H123L122 157V159L121 160H117V161H120V163L121 162H123L122 163V165L124 164V161H126V162H130L131 160H132V158H133V156H134V158H135V151L131 148L132 146H131V143L129 144V143H126V142H124V144H125V146H124V144H123V141L120 143H117L118 141H120V140H118V137H116L115 135H111L110 136ZM216 138V137H215ZM214 138V140H217V138L215 139ZM17 139H13L12 141H13V143H14V140H17ZM112 139H114L113 141H112ZM227 139V140H226ZM229 139V140H228ZM243 139H244V141H243ZM35 140L36 141H39V138L38 139H36L35 138ZM35 140H34V143L33 144H35ZM40 140H41V138H40ZM171 140V139H170ZM169 140V141H170ZM190 140V139H189ZM189 140H187V144H186V147L184 146V148H186V149H184L185 150V152H187L186 154V157L188 156V158H189V162H192L193 163V167L194 168H197V166L200 168V164H201V167L205 164V161L203 162L202 160H201V152L199 151V149L197 148V146H198V144L196 145L195 143H194V139H193V141H192V139L190 140L191 142H189ZM213 140V141H214ZM257 140V141H256ZM12 141H11V143H12ZM22 141V137L20 138V141L18 140L17 141V143H16V141H15V144H17V145H20V147L19 148H22L21 146V144H23V146H24V143H22L21 142ZM220 141V142H219ZM242 141V142H241ZM247 141V142H246ZM30 142V143H29ZM42 142H44L43 140H42ZM38 142H36V144H37ZM39 143H41V141L39 142ZM192 143V144H191ZM241 143V144H240ZM189 144H190V146H189ZM225 144V145H224ZM14 145V144H13ZM13 145H12V147H13ZM117 145L119 146V147H117ZM122 145V149H121V146ZM130 145V146H129ZM15 146V145H14ZM250 146V147H249ZM25 147V146H24ZM188 147V148H187ZM218 147V146H217ZM17 148V147H16ZM30 148V150H31V147H29ZM219 148V147H218ZM125 151H124V150ZM132 149V150H131ZM198 149V150H197ZM248 150H249V152H248ZM132 151H134V152H132ZM196 151V152H195ZM199 151V152H198ZM125 152H127V153H125ZM132 152V153H131ZM189 152H190V154L192 155V158H191V156H190V154H189ZM134 153V154H133ZM199 153V154H198ZM129 154V155H128ZM198 154V155H197ZM132 155V156H131ZM60 156H61V154H60ZM200 156V157H199ZM64 157V156H63ZM128 159H127V158ZM131 158V160H129L130 158ZM65 158V157H64ZM118 157H116L115 158V160L117 159ZM126 158V159H125ZM191 158V159H190ZM223 158H224V160H223ZM202 159H204L203 158V156H202ZM220 159V158H219ZM128 160V161H127ZM222 160H223V162H222ZM229 160V161H228ZM125 162V168L128 166L129 167V165H127L128 163H126ZM231 162V163H230ZM261 162H263V163H261ZM65 163H68V162H63V164H65ZM192 163H190V164H192ZM202 163H204L203 165H202ZM63 164H61V165H57V166H60V167H62L63 168ZM198 164V165H197ZM68 164H66V165H64V172L63 171H60L62 168H60V167H58L57 169H56V171H57V173H59V171H60V175L62 176H65L64 174H66V176H67V173H66V171H65V169L67 170V172H68V166H67ZM223 165H224V167H223ZM226 165V166H225ZM261 165H262V167H261ZM121 166V165H120ZM233 168H232V167ZM236 166V167H235ZM49 167V166H48ZM176 167V166H175ZM174 167V168H175ZM45 168V167H44ZM263 169V170H262ZM45 170H47V166H46V169ZM127 170H129L130 171V169H126V171L125 172H127ZM123 172H124V170H123ZM124 172V173H125ZM263 172V173H262ZM62 173V174H61ZM123 173V174H124ZM110 176H112L111 174H109ZM129 174H127V176H128ZM126 176V174H124V177H127ZM164 177H165V175H164ZM164 177H162V179H161V181H162V184L164 185L165 184V186L164 187H168V188H170V189H172L173 187L172 186H174V184L170 181V179H168L170 176H166L165 178ZM110 178H112V177H110ZM154 178H157V177H155V176H153V178L151 177V179H152V181H156V179L154 180ZM231 178V179H230ZM233 178V179H232ZM168 179V180H167ZM157 180H158V178H157ZM232 180V181H231ZM109 181H110V179H109ZM111 181L112 182H114V180H113V178L111 179ZM111 181L109 182V184L111 183ZM234 183V184H232V183ZM231 183V184H230ZM166 184H167V186H166ZM243 184H244V186H245V188H244V186H243ZM263 184V185H262ZM47 185V184H46ZM111 185V184H110ZM241 185V186H240ZM115 186V183H114V185L112 184V187L114 188V190H117V188L116 187H114ZM238 186V187H237ZM46 187H49V186H46ZM262 187V188H261ZM50 188V187H49ZM49 188H45V190L46 191H49L50 189ZM133 188V187H132ZM136 187H134V189H132V191L134 192H132L133 194V196H132V198H137L138 197V194H137V192H135V190L137 191V188L135 189ZM240 188V189H239ZM247 188V189H246ZM235 189V190H236ZM245 189H246V191L248 192L247 194H244V193H246V191H245ZM55 189H53V191H54ZM56 190H58V188L56 187ZM55 190V191H56ZM240 190V191H239ZM52 191V192H53ZM101 191V190H100ZM244 191V193H242ZM102 193H103V198L105 199L104 200V204H106L105 206L103 205L102 207H101V210L100 211H102V212H99V216L100 217H105L107 214L108 215H111V212H110V210L108 209V207H107V205H109V203H111L115 198H112V197H109V196H107V195H105L104 193H105V191L103 192V191H101ZM100 192V194L102 195V193ZM239 192V193H238ZM46 193V192H45ZM54 193V192H53ZM179 193V192H178ZM252 193H253V195H252ZM242 194H244L243 196H242ZM239 195H241V196H239ZM29 199L32 197V199H33V195L32 196H29V195H26ZM27 197H25V198H27ZM234 197V198H233ZM27 198V199H28ZM103 198H101L102 200H99L98 199V201L99 202H101V203H103ZM233 198V199H232ZM236 198H238L239 199V201H238V199L236 200ZM241 198H243V199H241ZM119 199V200H118ZM116 198L115 199V201L116 200H118L117 202L119 203L118 205H120V202H122V204L124 203V205L126 204V201H125V199L123 200H120V198ZM250 199V200H251ZM246 200V201H245ZM33 203L35 202V199H34V201L33 200H31ZM115 201H113V202H115ZM32 202L30 203V204H32ZM112 202V203H113ZM116 202V203H117ZM251 202V201H250ZM35 203H37V202H35ZM198 203V202H197ZM235 203V204H234ZM121 204V205H122ZM34 205V204H33ZM37 205V206H36ZM244 205V204H243ZM30 206V205H29ZM35 206H36V208H35V210L37 211V207H38V203L37 204H35ZM34 207V206H33ZM104 207V208H103ZM123 206H121V208H122ZM120 208V207H119ZM29 209V211H31L32 210V208H28ZM106 211H105V210ZM109 210V211H108ZM33 211V212H32ZM31 211V213L32 214H34V215H36L35 213H36V211H34V208H33V210ZM104 212H105V214H104ZM108 212V213H107ZM104 214V215H103ZM107 215V216H108ZM121 215H122V213H121ZM217 217H216V216ZM214 216H213V220L215 221V222H213V220H212V222H211V220H209V224H211V223H214L215 225H210V228H212L214 231L216 230V228L218 229L219 228V226H221V225H223V223H224V217H222L221 215H218V214H215ZM121 217V216H120ZM223 218V219H222ZM121 221V223H120V227L118 226V228H117V232H118V234H116L117 235V238H119V239H121V237L123 238V239H125V237H128L130 234L129 233H131V230H130V226H128L127 224H125V222H124V224H123V228H122V223H123V221L122 220H120ZM211 222V223H210ZM129 227V229H128V227ZM119 235V236H118ZM167 236H165V240H161V241H167V243H165V248H164V246L163 247H161V249L159 248V249H157L156 251H157V254L155 253L154 254V258H150V259H153V260H151L154 264H180L181 263V261L178 263V257H179V260H180V255H183L184 254V256L186 255L185 254V250L186 249H184V248H187L188 249V243L186 242V240L185 239H182L181 240V238H179V237H177V238H173V237H176V236H169L168 238H166ZM163 239H164V237H163ZM120 243L121 242H124V241H119ZM118 242V243H119ZM114 244L115 246H113V248H115V249H118V250H120L121 251V247L123 246L124 247V244L122 243V245L121 244ZM187 243V244H186ZM119 245H120V247H119ZM110 247H111V245H109ZM117 246V247H116ZM190 247V246H189ZM162 248H164V249H162ZM158 250H159V252H158ZM180 250V251H179ZM154 251V250H153ZM186 252H188V251H186ZM152 253V255H153V253L154 252H151ZM151 255V256H152ZM175 257V258H174ZM176 257H177V259H176ZM181 257H183V256H181ZM163 261V263H162V261ZM200 260V259H199ZM197 260V262L195 261L193 264H208L209 263V261H208V259L206 260V259H204V260ZM208 261V262H207ZM174 262V263H173ZM203 262V263H202ZM206 262V263H205ZM238 261H235V262H233L232 261V264L234 263H236V264H240V263H237ZM150 264H151V262H150ZM210 264V263H209Z\"/></svg>","mask_w":264,"mask_h":264}]
</instances>
